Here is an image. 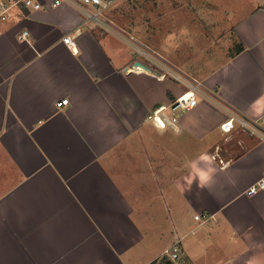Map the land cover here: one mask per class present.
I'll return each instance as SVG.
<instances>
[{"label":"crops","instance_id":"crops-1","mask_svg":"<svg viewBox=\"0 0 264 264\" xmlns=\"http://www.w3.org/2000/svg\"><path fill=\"white\" fill-rule=\"evenodd\" d=\"M127 1L114 0L105 30L67 5L13 8L0 28V264H151L177 241L189 264H264V190L248 192L264 140L220 130L232 114L264 115V0H141L156 18L184 3L232 19L193 66L171 60L177 43L158 26L157 60L201 92L176 129L147 119L182 88L132 51L129 40L147 45L119 13ZM193 162L202 188L187 185Z\"/></svg>","mask_w":264,"mask_h":264},{"label":"built area","instance_id":"built-area-1","mask_svg":"<svg viewBox=\"0 0 264 264\" xmlns=\"http://www.w3.org/2000/svg\"><path fill=\"white\" fill-rule=\"evenodd\" d=\"M114 0H14V1H0V28L3 23L9 18V13L13 8L25 10L27 12H38L43 10L56 9L58 7L67 5L76 9L83 17L84 23H93L104 30L108 29L107 22L104 20L105 12L112 6ZM28 36L27 31H23L20 35V40L26 41ZM63 43L69 48H73L75 43L71 36L67 35L62 39ZM132 50L135 51L141 58L149 60L152 64L158 67L161 71L157 70L155 73L156 78L164 79L165 77H171L182 86V92L179 96L174 98L167 105L160 106L153 110L147 119L153 121L158 128H175L178 122L179 116L189 109L196 107L198 104V97L201 92L199 90V84L186 77L182 76L179 72L174 71L167 63L157 60L155 54H150V57L146 55L144 47L135 43H131ZM136 54V55H137ZM133 66L132 68H134ZM155 70V69H153ZM128 70L126 74L128 76ZM69 104L68 99H62L56 104L57 108L67 106ZM239 130L248 133L251 136L258 137L264 140V115L259 119H249L236 114H232L228 119L220 125V130L229 134L233 130ZM264 190V177L257 181L249 188L250 194H256L259 191ZM195 220H199V216H195ZM155 264H189L185 258L184 251L179 241L169 246L163 253L162 258Z\"/></svg>","mask_w":264,"mask_h":264},{"label":"rangeland","instance_id":"rangeland-1","mask_svg":"<svg viewBox=\"0 0 264 264\" xmlns=\"http://www.w3.org/2000/svg\"><path fill=\"white\" fill-rule=\"evenodd\" d=\"M231 2H232L231 0L227 1L228 5ZM196 3H198V1H196ZM180 4L181 5L179 6L180 7L179 14L170 15V14L164 13L162 18L161 16H158V18H156L153 15L152 16L149 15L150 11H152L153 4L150 5L149 3L141 2V0H128L127 1L128 9L125 10L126 12L119 11V13L124 14L127 17L130 23V26H135L138 23L139 29L133 31L132 34L133 36H135V38H138V39L141 38L140 39L141 41L143 39V43L147 45L146 48L144 47L143 49L146 51L147 57L148 56L150 57L151 56L150 54L159 52V48L152 45V43H154V41L152 40H155L154 39L156 37L155 32L159 29L158 26L160 24L162 26V32L166 33V31L169 30L168 36L170 37V39H173L175 43H177V47H175L173 49L174 51H172V54L173 53L174 54L171 56L172 57L171 60L174 63L178 62L180 64H183L184 66H187L188 63L192 65L194 60L202 61L203 52H206L208 54L210 51L213 50L207 47L205 48V46L203 47V45L208 44V43H210L211 45L212 44L211 40L215 39V37L219 35L218 30H216L218 28L217 26L218 22H220L221 25L226 26L227 23H230V21H232V19L228 16H227V19H228L227 21L225 17L224 19L221 17L219 19L218 16L217 17L214 16L213 17L214 19L212 17H205V16L198 14L196 8L189 9V7L186 6L184 3H180ZM121 7H124V5ZM154 18L159 20L158 24H156V21ZM124 34H123L124 37L129 40V36L126 35L128 33H124ZM166 39H167V36L166 38L163 37V41H165ZM192 40H194L195 44H197L196 47L191 46V43L193 44V42H191ZM129 41L131 43H134V41L132 40H129ZM129 45L131 46L130 43ZM227 45L228 44H225V43H222L220 45L221 47L226 48V49L223 48L224 51L218 48V50H220L224 56H229L230 55L229 52L231 50L233 52L234 50V49L228 50ZM132 51L134 52L135 55L137 54L135 53L134 50ZM169 51L171 52L170 49ZM195 52H197L196 58H194ZM136 56L141 58L138 54ZM141 59L146 65H150L149 67L151 69H155L158 72L161 71L158 67L152 64L149 60H146L144 58H141ZM195 68L202 71L203 65L195 64L193 67V70H196ZM169 79L171 81H174L180 87H182L180 83H178L171 77H169Z\"/></svg>","mask_w":264,"mask_h":264},{"label":"clouds","instance_id":"clouds-1","mask_svg":"<svg viewBox=\"0 0 264 264\" xmlns=\"http://www.w3.org/2000/svg\"><path fill=\"white\" fill-rule=\"evenodd\" d=\"M199 159L201 161H207L208 157L207 156H200ZM191 168H192V172L194 173V176L190 177L187 180V185L189 186V189H190V186H191L194 178L199 180V185L198 186L202 188L204 186L205 182L209 178L208 177V172L198 169L196 164H195V162L192 163ZM209 171H211V170H209Z\"/></svg>","mask_w":264,"mask_h":264},{"label":"bare ground","instance_id":"bare-ground-1","mask_svg":"<svg viewBox=\"0 0 264 264\" xmlns=\"http://www.w3.org/2000/svg\"><path fill=\"white\" fill-rule=\"evenodd\" d=\"M137 66H139L140 68H138ZM136 68H137L138 70H140V71H143V70L148 71L146 68H144L143 66H141V65H139V64L135 65L134 69H136Z\"/></svg>","mask_w":264,"mask_h":264},{"label":"trees","instance_id":"trees-1","mask_svg":"<svg viewBox=\"0 0 264 264\" xmlns=\"http://www.w3.org/2000/svg\"><path fill=\"white\" fill-rule=\"evenodd\" d=\"M151 264H155V263H151Z\"/></svg>","mask_w":264,"mask_h":264}]
</instances>
